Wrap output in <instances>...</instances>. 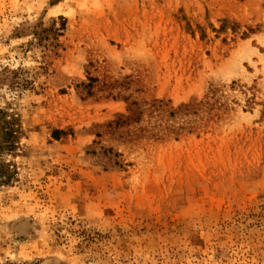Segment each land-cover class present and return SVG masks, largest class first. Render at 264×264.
Here are the masks:
<instances>
[{
  "label": "rangeland",
  "instance_id": "1",
  "mask_svg": "<svg viewBox=\"0 0 264 264\" xmlns=\"http://www.w3.org/2000/svg\"><path fill=\"white\" fill-rule=\"evenodd\" d=\"M1 112L0 264H264V0H0Z\"/></svg>",
  "mask_w": 264,
  "mask_h": 264
},
{
  "label": "trees",
  "instance_id": "2",
  "mask_svg": "<svg viewBox=\"0 0 264 264\" xmlns=\"http://www.w3.org/2000/svg\"><path fill=\"white\" fill-rule=\"evenodd\" d=\"M0 120L3 124L0 125V166L6 167L7 163L2 160V154L5 152H14L20 143V138L24 135V128L16 116L4 115L0 113ZM12 173L4 172L0 169V184L8 183Z\"/></svg>",
  "mask_w": 264,
  "mask_h": 264
}]
</instances>
